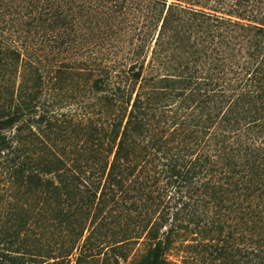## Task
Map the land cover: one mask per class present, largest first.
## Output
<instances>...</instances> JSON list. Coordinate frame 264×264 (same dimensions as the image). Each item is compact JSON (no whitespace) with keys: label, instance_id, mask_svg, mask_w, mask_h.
I'll return each mask as SVG.
<instances>
[{"label":"trees","instance_id":"obj_1","mask_svg":"<svg viewBox=\"0 0 264 264\" xmlns=\"http://www.w3.org/2000/svg\"><path fill=\"white\" fill-rule=\"evenodd\" d=\"M174 237L264 264V0H0V264Z\"/></svg>","mask_w":264,"mask_h":264},{"label":"rangeland","instance_id":"obj_2","mask_svg":"<svg viewBox=\"0 0 264 264\" xmlns=\"http://www.w3.org/2000/svg\"><path fill=\"white\" fill-rule=\"evenodd\" d=\"M70 106L77 108L74 103ZM77 111L80 110L77 108ZM195 244L196 242L191 240V237L178 239L176 242L174 237L170 248L165 253L166 264H226L221 257H216L213 251L202 245L203 243ZM141 247L142 245L139 249Z\"/></svg>","mask_w":264,"mask_h":264}]
</instances>
